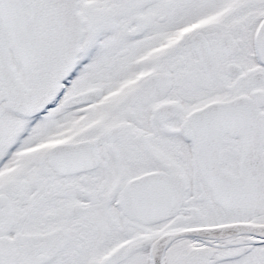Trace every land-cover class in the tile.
<instances>
[{
  "label": "snow or ice",
  "instance_id": "obj_1",
  "mask_svg": "<svg viewBox=\"0 0 264 264\" xmlns=\"http://www.w3.org/2000/svg\"><path fill=\"white\" fill-rule=\"evenodd\" d=\"M0 264H264V0H0Z\"/></svg>",
  "mask_w": 264,
  "mask_h": 264
}]
</instances>
